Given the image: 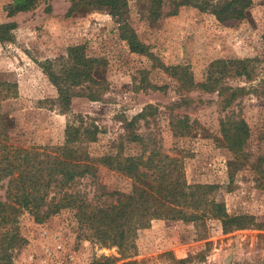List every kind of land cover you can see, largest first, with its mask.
Masks as SVG:
<instances>
[{
	"label": "rangeland",
	"instance_id": "1",
	"mask_svg": "<svg viewBox=\"0 0 264 264\" xmlns=\"http://www.w3.org/2000/svg\"><path fill=\"white\" fill-rule=\"evenodd\" d=\"M126 1L123 21L152 57L130 53L115 19L104 10L67 16L70 0H41L30 11L8 17L5 8L12 0H0V25L15 26L10 37L0 41V81L15 85L17 91L16 98L1 104L8 119L9 144L60 145L68 119L78 114L90 118L99 130L97 140L85 145L90 155H112L126 134L123 119L151 105L154 114L146 118L148 125L145 120L137 123L138 133L152 132L163 151L183 152L186 182L217 186L215 199L225 204L228 214L249 215L254 225L223 234L220 222L211 218L155 220L137 232L131 258L122 260L117 247L100 245L80 233L72 212H61L43 224L23 213L18 235L24 243L10 250L12 264H91L93 257L110 258L115 264H264V0H251L246 17L232 23L219 22L193 6L180 7L171 16L168 1L160 16L153 18L145 0ZM75 46L83 47L87 57L102 60L104 66L96 69L95 76L108 87L96 101L71 98L65 114L56 105L57 90L43 64ZM243 59L253 61L254 80L227 77L223 84L245 90L254 87L258 93H245L225 110L216 93L197 88L186 93L170 72L158 68L160 64L187 68L199 84L211 63ZM145 84L157 89L144 88ZM181 98L194 102L180 103ZM176 103H180L177 108ZM232 113L250 131L241 152L229 150L220 133V122ZM184 116L194 131L183 137L174 135L171 121ZM122 145L123 156L137 153L134 144L124 141ZM80 188L88 199L98 196L105 202L111 199L106 193L129 192L131 180L100 167L95 179H84Z\"/></svg>",
	"mask_w": 264,
	"mask_h": 264
},
{
	"label": "trees",
	"instance_id": "2",
	"mask_svg": "<svg viewBox=\"0 0 264 264\" xmlns=\"http://www.w3.org/2000/svg\"><path fill=\"white\" fill-rule=\"evenodd\" d=\"M39 1L12 0L5 8L7 16L28 12ZM145 1L153 18L160 16L164 2L168 1L173 8L169 13L171 16L180 7L193 6L199 11H208L222 23L243 20L251 5V0ZM126 9V0H70L66 15L104 10L115 19L120 39L130 53L152 57L148 47L123 21ZM14 27L13 24L0 25V41L8 39ZM101 62L98 58L87 57L80 46L68 49L64 56L54 61H45L43 68L57 90L56 105L61 111L65 114L69 111L71 98L75 96L96 101L107 90L105 80L95 76L96 69L104 66ZM252 63L250 59L215 61L207 67L204 80L199 84L194 83L187 68L161 64L158 68L170 72L179 89L186 93L196 88L204 93H216L225 110L245 93H258L254 87L245 90L223 84L227 77L254 80L255 66ZM145 85L144 88L157 89ZM75 89L78 91L75 92ZM16 97L15 85L0 81V192H4L3 198L0 197V264H12L10 250L24 243L18 235V220L23 213L28 214L36 224H43L61 212H72L80 233L88 235V239H94L100 245L117 247L122 260L131 258L137 232L148 228L155 220L196 222L211 218L220 222L223 234L254 225L249 215L228 214L225 204L215 199L217 186L189 185L186 182L183 152L174 149L163 151L152 132L138 133L137 123L145 120V125H148L146 118L154 114L155 109L151 105L129 120L123 119L126 134L119 140L115 154L93 157L85 145L97 140L98 127L87 116L78 114H71L68 119L60 145L19 147L9 144L8 119L1 112V104ZM181 102L192 104L194 101L181 98ZM180 103L173 106L177 108ZM171 125L174 135L181 137L194 131L193 123H189L186 116L174 118ZM220 133L229 150L241 152L250 131L245 121L234 118L232 113L220 122ZM124 141L135 145V155L123 156ZM100 167L130 179V191L106 193L111 199L105 202L100 201L98 196L96 200L88 199V194L80 188L82 181L95 179ZM91 264L115 263L110 258L93 257ZM121 264L138 263L126 261Z\"/></svg>",
	"mask_w": 264,
	"mask_h": 264
}]
</instances>
